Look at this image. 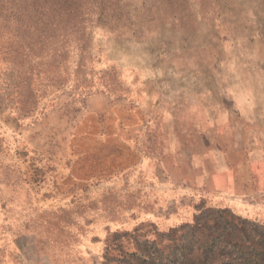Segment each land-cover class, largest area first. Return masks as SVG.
<instances>
[{
	"label": "rangeland",
	"instance_id": "1",
	"mask_svg": "<svg viewBox=\"0 0 264 264\" xmlns=\"http://www.w3.org/2000/svg\"><path fill=\"white\" fill-rule=\"evenodd\" d=\"M114 7L33 115L0 54V264H264V0Z\"/></svg>",
	"mask_w": 264,
	"mask_h": 264
},
{
	"label": "trees",
	"instance_id": "2",
	"mask_svg": "<svg viewBox=\"0 0 264 264\" xmlns=\"http://www.w3.org/2000/svg\"><path fill=\"white\" fill-rule=\"evenodd\" d=\"M114 5L115 0H0V54L16 53L10 60L17 68L12 92L21 115L36 111L35 77L51 67L67 68L73 57L82 69L91 32L117 18L121 7Z\"/></svg>",
	"mask_w": 264,
	"mask_h": 264
},
{
	"label": "crops",
	"instance_id": "3",
	"mask_svg": "<svg viewBox=\"0 0 264 264\" xmlns=\"http://www.w3.org/2000/svg\"><path fill=\"white\" fill-rule=\"evenodd\" d=\"M253 199H255V196H253ZM253 215H260L264 218V202L253 201Z\"/></svg>",
	"mask_w": 264,
	"mask_h": 264
}]
</instances>
